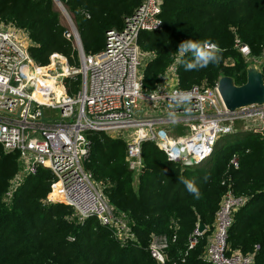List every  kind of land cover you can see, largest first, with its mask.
Wrapping results in <instances>:
<instances>
[{
    "label": "trees",
    "instance_id": "obj_1",
    "mask_svg": "<svg viewBox=\"0 0 264 264\" xmlns=\"http://www.w3.org/2000/svg\"><path fill=\"white\" fill-rule=\"evenodd\" d=\"M59 1L71 17L84 53L96 54L104 48L106 32L121 30L125 18L144 0ZM161 1V30L142 32L138 38L140 49L154 55L143 71L144 91L155 88L159 76L177 58L178 45L188 39L211 40L223 51L218 63L200 70L185 71L177 64L179 89L213 87L222 76L241 86L249 65H257L264 78V0ZM61 17L54 0H0V23L28 34L29 56L39 67L48 66L53 54L68 58L72 65V58L77 59ZM236 41L248 48L246 57L236 49ZM75 80L80 82L79 77ZM87 138L90 148L84 168L102 185L115 212L128 216L136 240L121 246L114 231L95 217L79 221L66 204L48 202L54 181L47 169L25 178L6 203L9 182L18 171V153H6L0 145V264H158L150 256L149 243L154 237L169 239L174 234L166 264H210L201 256L228 184L236 197L247 200L233 215L229 251L253 253L254 264H264V134L222 135L210 155L192 166L169 161L154 143L146 142L137 176L127 167L122 140L99 132H89ZM233 155L239 161L236 170L228 168ZM181 178L194 179L199 199ZM199 223L205 232L188 249Z\"/></svg>",
    "mask_w": 264,
    "mask_h": 264
},
{
    "label": "built area",
    "instance_id": "obj_2",
    "mask_svg": "<svg viewBox=\"0 0 264 264\" xmlns=\"http://www.w3.org/2000/svg\"><path fill=\"white\" fill-rule=\"evenodd\" d=\"M54 2L76 31L62 3ZM161 9V0H144L133 15L125 18L121 30L106 32L104 48L96 54H85L76 32L73 30L74 36L67 31L66 38L71 39L73 34L79 51L81 66L77 69L68 67L65 58L58 54L51 55L48 66H37L29 56L32 42L28 34L13 24L0 23V145L6 153H18V171L9 182L6 203L25 178L36 175L40 168L47 169L54 181V196L48 202L66 204L79 221L95 217L115 233L119 225L127 229L128 216L115 212L102 185L84 168L90 148L89 132L122 140L127 167L135 176L142 167L141 147L146 142L154 143L171 162L182 164L189 158L198 165L210 155L217 137L231 134L236 120L253 123L264 134V105L231 112L223 105L217 83L213 87L179 89L177 58L159 76L155 89L143 90V71L154 55L140 49L138 38L142 32L161 29ZM235 47L242 56L248 55V48L239 41ZM56 71H61L57 76L63 77L82 75L81 89L72 95L66 89L60 90L57 96L48 86H36L38 76L48 79ZM169 77L177 79L176 86L167 84ZM34 86L37 91L32 94ZM42 90L43 100L38 96ZM175 93L187 94L189 99L174 100ZM183 122L189 123L187 137L174 138L163 129ZM238 166V157L233 155L228 167L236 170ZM246 201L245 197H236L228 184L206 239L201 256L205 262L254 264L253 253L231 252L227 245L233 215ZM197 228L198 225L188 249L205 232L198 233ZM175 241V234L169 239L154 237L149 247L151 258L166 264V250Z\"/></svg>",
    "mask_w": 264,
    "mask_h": 264
},
{
    "label": "rangeland",
    "instance_id": "obj_3",
    "mask_svg": "<svg viewBox=\"0 0 264 264\" xmlns=\"http://www.w3.org/2000/svg\"><path fill=\"white\" fill-rule=\"evenodd\" d=\"M56 4V3H55ZM56 7H57V9L61 12L62 10H61V8L56 4ZM161 13H162V9H161ZM61 18H62V24L65 26H67L68 28H67V30H68V33L69 34H71V33H73V30H74V28L72 27V23H70L69 21H68V19L65 17V15L61 12ZM160 18H161V14H160ZM162 20V19H161ZM161 28H162V26H161ZM161 30V29H160ZM157 31H159V30H157ZM74 32H76V34H78L77 33V31H75L74 30ZM153 32H156V31H153ZM74 34V36H75V33H73ZM73 34H72V39L74 38L75 39V37L73 36ZM74 39H73V43H74V49H75V51L77 52V59H75V58H72V62L74 63L73 65L72 64H70V60L68 59V58H66V57H63V56H61V57H63V58H65V60H66V63H67V65H68V67H72V69H77L78 67H80L81 66V63H80V59H79V56H78V54H79V51H78V48H77V45L75 44V41H74ZM25 42V41H24ZM25 44L27 45L28 43H27V41L25 42ZM143 52H145V51H143ZM146 53H149V52H146ZM37 67V66H36ZM61 71H56V73H54L55 74V76L57 77V74H59ZM80 78V82H78V81H76L75 79H77V78ZM159 79V78H158ZM175 79V77L173 78H171V77H169V79H167V84L169 85V84H174L175 86H176V83H177V79L176 80H174ZM174 80V81H173ZM64 85H65V89L67 90V92L70 94V95H72V94H74V93H76L77 91H79V89H81V84H82V75L80 76L79 74L76 76V77H73V78H70V77H67V76H65L64 77ZM35 83H36V86L39 88L40 87V82L39 81H35ZM217 83V82H216ZM215 83V84H216ZM178 84V83H177ZM36 86H34V87H32L31 89L33 90V92H32V94L34 93H36V91H37V87ZM156 86V85H155ZM77 88V89H76ZM155 89V88H154ZM153 90V89H152ZM151 90V91H152ZM149 92V91H148ZM39 97H40V99H44V96H43V90L40 92V94L38 95ZM57 114V111H54L53 112V114ZM234 123V125H235V127L233 128V130L231 131V132H229V133H236V132H238V131H251V132H254V133H261L262 131H260V129L257 127V125H255V124H253V123H243L241 120H236V121H234L233 122ZM167 133H168V135L169 136H172V137H174V138H179V137H182V138H184V137H187V136H189L190 135V130H189V123H185V122H183V123H177V124H170V125H167V126H165L164 128H163ZM234 131V132H233ZM130 133L128 132V133H125L124 134V136H127V135H129ZM228 134V133H227ZM226 134V135H227ZM261 134H263V133H261ZM217 139H218V137H217ZM228 168H230V167H228ZM126 223H128V221L126 222ZM117 229H118V231H115V233H114V238L119 242V244L121 245V246H124L126 243H127V245H130L131 243L130 242H133V241H135L136 239H135V235H134V233H133V231H132V229H131V227L130 226H128L127 227V229H126V227H123V226H121L120 227V225L119 226H117L116 227ZM133 235H131V234ZM150 245H151V242L149 243V247H150Z\"/></svg>",
    "mask_w": 264,
    "mask_h": 264
},
{
    "label": "water",
    "instance_id": "obj_4",
    "mask_svg": "<svg viewBox=\"0 0 264 264\" xmlns=\"http://www.w3.org/2000/svg\"><path fill=\"white\" fill-rule=\"evenodd\" d=\"M79 43L81 41L77 34ZM217 90L223 105L228 111H236L249 106L264 105V78L260 68L257 65H249L246 70V82L241 86H236L233 79L222 76L217 81ZM185 156V153H181ZM183 166H192L191 159H186ZM205 227L199 223L198 233L204 232Z\"/></svg>",
    "mask_w": 264,
    "mask_h": 264
},
{
    "label": "clouds",
    "instance_id": "obj_5",
    "mask_svg": "<svg viewBox=\"0 0 264 264\" xmlns=\"http://www.w3.org/2000/svg\"><path fill=\"white\" fill-rule=\"evenodd\" d=\"M222 49L217 43L211 40H192L182 41L176 50L177 62L183 65L185 71L200 70L206 68L209 64L219 62L222 54ZM190 58H186L189 57ZM173 99L185 101L189 99L187 94L175 93ZM181 182L186 186V189L194 195V198L199 199L201 193L196 187L194 179L181 178Z\"/></svg>",
    "mask_w": 264,
    "mask_h": 264
},
{
    "label": "bare ground",
    "instance_id": "obj_6",
    "mask_svg": "<svg viewBox=\"0 0 264 264\" xmlns=\"http://www.w3.org/2000/svg\"><path fill=\"white\" fill-rule=\"evenodd\" d=\"M39 72H42V70H40ZM64 72V70H63ZM46 76H38L37 79H39V82L41 83V85L43 86H48L50 89H52L53 92H55V94L58 96L60 94V90H65V85H64V77L62 76H55L54 74H49L47 76L48 79L43 78ZM54 196V194L52 195V197Z\"/></svg>",
    "mask_w": 264,
    "mask_h": 264
}]
</instances>
